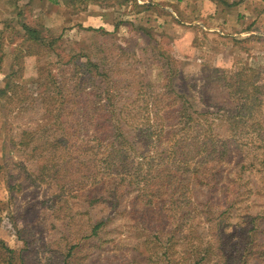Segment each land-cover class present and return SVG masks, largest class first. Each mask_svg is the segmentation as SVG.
I'll use <instances>...</instances> for the list:
<instances>
[{
    "label": "rangeland",
    "instance_id": "obj_1",
    "mask_svg": "<svg viewBox=\"0 0 264 264\" xmlns=\"http://www.w3.org/2000/svg\"><path fill=\"white\" fill-rule=\"evenodd\" d=\"M101 1L0 0V86L18 71L0 105V240L23 264H264V0Z\"/></svg>",
    "mask_w": 264,
    "mask_h": 264
},
{
    "label": "trees",
    "instance_id": "obj_2",
    "mask_svg": "<svg viewBox=\"0 0 264 264\" xmlns=\"http://www.w3.org/2000/svg\"><path fill=\"white\" fill-rule=\"evenodd\" d=\"M52 1H55V0H52ZM61 1H63V2H67V1H72V0H61ZM79 1H82V2H86L87 0H79ZM105 1H109V0H105ZM118 1V0H117ZM133 1V0H132ZM97 2H102L101 0H97ZM141 7L143 6V8H145V9H147V8H149L148 6H146V5H140ZM139 6V7H140ZM151 6V5H150ZM22 29H23V32H24V36H25V38L27 39V40H30V41H37V42H42L43 41V38L41 37V35H40V33H39V31L38 30H35L34 28H31V27H29V26H27V25H22ZM25 40V39H24ZM39 44H41V43H39ZM17 73H18V71L17 70H14V68L11 70V72H10V74L4 79V82H3V85L2 86H0V105L3 103V102H6L7 101V99L9 98V96L10 95H8V94H11V93H13V92H15V89H16V87H15V85H14V78H15V76L17 75ZM36 83H37V85L39 86V87H43L44 85L43 84H39V80L37 79L36 81H35ZM45 86H49V88H53L54 86H52V83H50V84H47V85H45ZM238 92H239V89H238ZM71 93V92H70ZM187 111V108L183 105V104H181V106L179 107V114H182L181 116H180V120L182 119H185V124H191V122L193 121L192 120V118L189 116V115H187L186 117H185V112ZM106 121H107V124L108 125H111L110 127H111V129H109V131H111V134L110 135H108V138L109 139H111L112 141H110L112 144H113V146H112V148H113V154H114V156H120V158H119V162H122L124 159H125V156L126 155H123V150L125 149L124 147H125V143L127 144V140H126V136H125V133H124V130H123V126H121L122 124H123V120L119 117V116H117V118H109V122H108V119H106ZM105 121V122H106ZM110 122H111V124H110ZM88 122H85V124H87ZM100 126V124H98V125H96V127H99ZM125 127V126H124ZM22 134H24V132H22ZM25 135V134H24ZM106 138V137H105ZM104 140V137H99L98 136V139H95V141L96 142H100V141H103ZM125 142H124V141ZM50 142H53L52 144H55V146L57 147L58 145H60V144H62V142L63 141H61V139H59V138H55V139H53V140H50ZM49 142V143H50ZM220 142V141H219ZM48 143V144H49ZM51 144V145H52ZM204 146V144H202V146H201V148ZM209 148H210V154H212L213 156H214V158H215V161H216V164L217 165H220V163H221V161H222V158H223V156H224V151H220V150H217V148L216 147H214V144L211 142L210 143V145H209ZM32 150H30L29 151V153H31V154H33L34 153V151H36V148H31ZM125 151V150H124ZM200 152V146H198L197 148H196V151H195V153L196 154H198ZM3 154L1 155V159H2V165H0V172L2 171V170H4L5 169V165L8 163V159H7V155H8V153H5V151H3L2 152ZM177 153V151H175V154ZM49 154H50V156H53V152H51V151H49ZM107 155H106V157L103 159V161H105V162H107L108 160H107V158H108V156H109V153H106ZM168 154H171V152H169ZM113 156V155H112ZM30 158L32 159V158H34L32 155L30 156ZM51 158H53V157H51ZM184 158V157H183ZM183 161H182V165L180 166H177L174 170H171V173H172V175H171V181H170V186H176L178 183H180V181H179V179L178 178H176V176L178 175V174H180V173H182V172H185L186 171V169H184V167H187V160L186 159H182ZM48 162H50V160L48 161ZM48 162H47V164H48ZM109 163V162H108ZM107 163V164H108ZM39 164V168H38V173H39V177H37L38 179H40V178H48V177H53V175H51V167H46L45 165H44V163L43 164H41V163H38ZM146 164H148V163H146ZM145 164V165H146ZM145 165H143V166H145ZM52 167H54L55 168V165H51ZM46 168H47V170H48V173H45V170H46ZM215 168H216V166H213V167H211L209 170H207L206 172H204V173H202V175H203V182H207V180L210 178V177H212V180H211V182H212V184H213V187L215 186V182H216V180H215V175H216V171H215ZM211 174V175H210ZM198 175H196V173H195V175H194V182H201V184H202V181L201 180H199L198 179V177H197ZM201 176V175H200ZM43 179H40V182L42 181ZM44 181V180H43ZM133 182H135V181H133ZM133 182L132 181H130L129 182V185L128 186H131V187H129V189H127V192H130V191H132V189L133 188H135V185H134V187H132L133 186ZM165 183H167V181H164ZM193 182V183H194ZM104 183H106V182H104ZM195 184V183H194ZM206 185H209V183H206ZM204 186V192H209V189H207L206 187H205V185H203ZM212 187V188H213ZM7 188H8V190L9 191H11V189H12V187H10L9 185H7ZM136 188H137V186H136ZM169 190H170V193H169V195H171L172 197L175 195V194H180V193H178L177 191H176V188L175 189H170V187H169ZM158 192H151L150 194L152 195V196H156V197H158L159 196V194H157ZM157 194V195H156ZM121 195V194H120ZM120 195H119V197H120ZM109 196V195H108ZM170 200H172L171 202H172V205H174V204H176L175 203V201L177 200L175 197H173V199L171 198ZM97 201H98V199L97 198H93L92 199V201H91V203H92V205H94V204H96L97 203ZM229 204V206H228V209L229 208H231L232 206H233V204H234V201H229L228 202ZM222 215V213H220L219 214V216H221ZM198 216V215H197ZM210 217H212V216H210ZM105 225H104V222L103 221H99V222H97V223H95L93 226H92V228H91V234H92V236H95V235H97L98 234V231H99V229L100 228H102V227H104ZM251 244H249L248 245V247L250 246ZM203 251V253H202V256L206 259L208 256H209V253H208V250L207 249H203L202 250ZM200 249H199V251H198V254L200 253V252H202ZM249 251H251V249L249 250ZM243 256V255H242ZM202 257V258H203ZM201 258V259H202ZM198 262V261H197ZM0 264H23V261H22V255H21V252H16L15 250H12V249H10V248H8L6 245H5V243L2 241V240H0ZM198 264V263H197Z\"/></svg>",
    "mask_w": 264,
    "mask_h": 264
},
{
    "label": "crops",
    "instance_id": "obj_3",
    "mask_svg": "<svg viewBox=\"0 0 264 264\" xmlns=\"http://www.w3.org/2000/svg\"><path fill=\"white\" fill-rule=\"evenodd\" d=\"M165 1L170 2V3L179 2V0H165Z\"/></svg>",
    "mask_w": 264,
    "mask_h": 264
}]
</instances>
